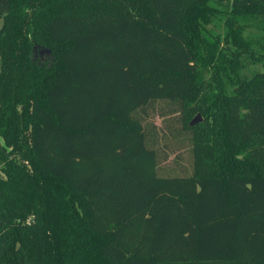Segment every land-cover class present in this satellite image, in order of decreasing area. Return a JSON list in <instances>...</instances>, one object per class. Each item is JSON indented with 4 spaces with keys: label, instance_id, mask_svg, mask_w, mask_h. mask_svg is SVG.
<instances>
[{
    "label": "trees",
    "instance_id": "1",
    "mask_svg": "<svg viewBox=\"0 0 264 264\" xmlns=\"http://www.w3.org/2000/svg\"><path fill=\"white\" fill-rule=\"evenodd\" d=\"M0 19V264H264V0H0ZM165 99L187 175L159 173L137 115Z\"/></svg>",
    "mask_w": 264,
    "mask_h": 264
},
{
    "label": "rangeland",
    "instance_id": "2",
    "mask_svg": "<svg viewBox=\"0 0 264 264\" xmlns=\"http://www.w3.org/2000/svg\"><path fill=\"white\" fill-rule=\"evenodd\" d=\"M1 23V19H0ZM243 34L259 35V31L250 26L243 29ZM246 60L244 63L247 64ZM256 69L258 65H250L249 68ZM245 75H249L245 71ZM178 106L170 103L167 99L158 100L147 106L143 112L137 114L147 133L156 139L157 153L159 158L158 171L162 175H187L190 173V155L188 152V135L180 125ZM201 116L199 113L194 114ZM190 119V120H191ZM196 122V123H197Z\"/></svg>",
    "mask_w": 264,
    "mask_h": 264
},
{
    "label": "water",
    "instance_id": "3",
    "mask_svg": "<svg viewBox=\"0 0 264 264\" xmlns=\"http://www.w3.org/2000/svg\"><path fill=\"white\" fill-rule=\"evenodd\" d=\"M199 120V116H195L193 117L190 121H189V125H192L194 123H196Z\"/></svg>",
    "mask_w": 264,
    "mask_h": 264
}]
</instances>
